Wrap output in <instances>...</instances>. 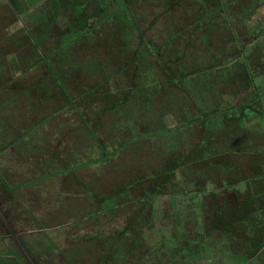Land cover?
I'll list each match as a JSON object with an SVG mask.
<instances>
[{
  "label": "rangeland",
  "instance_id": "1",
  "mask_svg": "<svg viewBox=\"0 0 264 264\" xmlns=\"http://www.w3.org/2000/svg\"><path fill=\"white\" fill-rule=\"evenodd\" d=\"M68 2L0 4L3 264H264V0Z\"/></svg>",
  "mask_w": 264,
  "mask_h": 264
},
{
  "label": "crops",
  "instance_id": "2",
  "mask_svg": "<svg viewBox=\"0 0 264 264\" xmlns=\"http://www.w3.org/2000/svg\"><path fill=\"white\" fill-rule=\"evenodd\" d=\"M44 1H58V0H0V4L2 7L4 8H9L11 9L15 14L21 15L24 14V12L22 10L24 9H33V8H39L41 9L40 6L44 5ZM63 1H69L68 4L72 5V2L75 0H63ZM67 4V3H66ZM6 14V12H5ZM5 222H1V225L4 224ZM0 229H4V233H0V255L5 256L7 254L6 249L3 248V242L5 238V236H7V229L4 228L2 226V228L0 227ZM6 242V240H5ZM0 264H3L2 262V258H0Z\"/></svg>",
  "mask_w": 264,
  "mask_h": 264
},
{
  "label": "trees",
  "instance_id": "3",
  "mask_svg": "<svg viewBox=\"0 0 264 264\" xmlns=\"http://www.w3.org/2000/svg\"><path fill=\"white\" fill-rule=\"evenodd\" d=\"M90 93H96V89H92V91H90Z\"/></svg>",
  "mask_w": 264,
  "mask_h": 264
}]
</instances>
